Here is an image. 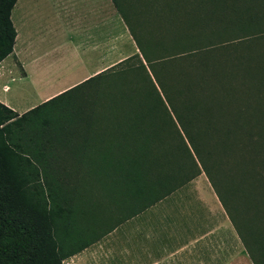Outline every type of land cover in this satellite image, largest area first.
Returning <instances> with one entry per match:
<instances>
[{
    "label": "trees",
    "instance_id": "1",
    "mask_svg": "<svg viewBox=\"0 0 264 264\" xmlns=\"http://www.w3.org/2000/svg\"><path fill=\"white\" fill-rule=\"evenodd\" d=\"M112 1L138 52L23 114L0 101V264H64L201 174L264 264V0H149L157 22ZM105 74L74 112L43 109Z\"/></svg>",
    "mask_w": 264,
    "mask_h": 264
},
{
    "label": "rangeland",
    "instance_id": "2",
    "mask_svg": "<svg viewBox=\"0 0 264 264\" xmlns=\"http://www.w3.org/2000/svg\"><path fill=\"white\" fill-rule=\"evenodd\" d=\"M28 1L29 8L21 9L22 1L15 5L12 11L13 22L21 27V18L28 15L25 14L26 11L31 10L35 15L39 12V16L34 17V20H28V25L34 28L35 25L49 23L52 26L50 29L52 33L51 36L48 35L45 39L34 43L38 50L37 54L46 53V51L50 54L44 57L46 60L35 63V68L29 70L28 77L24 78L23 74L25 72L13 52L0 65V67L6 66L8 68V73L1 79L0 84L5 83L6 88H8L7 85L10 88H16V101L21 103L36 101L39 91L50 90L72 77H77L75 81L71 82L72 84L81 80L84 81L88 77L87 75L81 76V73L90 71L100 63L86 60L84 64L75 65L74 60L71 59L73 55L71 45L73 39L78 41L79 37L72 34L69 47L67 48L65 41L63 43L64 52L60 54L59 52H53L54 45L60 39V36L57 35L59 32L56 30L59 27L56 26L58 18L57 13H55V7L60 4V0H55L54 3H50L49 0ZM135 6L140 10L139 14L144 20L157 22V15L159 16V8H161L158 3L149 0H136ZM117 11L119 15H116L118 22H112V28H110L111 23L109 20L95 22L94 27L97 33L102 34L100 41L113 39V35L112 38H106V35L109 32H112V34L116 32L121 51L128 53L133 48L132 54H134L138 52L137 45L132 35L129 37L131 33L127 35L128 39L125 35H121L125 27L128 31L129 28L122 14L118 9ZM61 14L63 17V13ZM121 19L125 23V27H123ZM161 20L163 25L165 22L164 17H161ZM134 21L136 22L135 19ZM162 25L159 26L158 24L155 28H163ZM61 56L63 58H60ZM127 56L126 54H118L119 58L117 60L103 61L102 67L95 71L99 73L106 70ZM109 76L105 74L82 86L80 85L43 109L66 106V111L74 112L72 107H81V93L92 95L93 91L91 90L100 88L98 84L106 81ZM146 216H149L156 232L160 233L161 237L165 239L164 247L167 250H179L177 254L181 257V264H252L232 222L229 221L227 213L222 208L205 174L199 175L171 194L162 203H159L157 209L148 211ZM136 221L140 224L142 219L132 221L133 225L124 226L126 227L125 230L138 228L134 224ZM124 234V230L107 234L87 249L67 258L64 264H129V259L125 257L128 240L125 239ZM196 239L198 241H195ZM186 241L190 242L186 243ZM175 257L176 254L171 255L170 259L167 257V260H172Z\"/></svg>",
    "mask_w": 264,
    "mask_h": 264
},
{
    "label": "crops",
    "instance_id": "3",
    "mask_svg": "<svg viewBox=\"0 0 264 264\" xmlns=\"http://www.w3.org/2000/svg\"><path fill=\"white\" fill-rule=\"evenodd\" d=\"M21 1V9L29 8L28 0H17L16 4H19ZM49 1L50 3L55 2V0ZM59 3V5L55 4L57 5V7H55V13H57L58 18L56 26L59 27L56 30L59 32L57 35L60 36V39L59 42L54 45L53 52H59V54L64 52L63 43L65 41L68 48L71 42L70 36L72 34L79 37L78 41L73 39V46L71 45V49L73 50L71 59L74 60L75 65H80L81 63L84 64L86 60L100 62L99 65H96L93 69H90V71L82 72L81 76L87 75L89 78L95 75V73L98 72L95 70L102 67L103 61L117 60L119 58L118 54H126V56L132 55L133 48L128 53L121 51L118 45V35L116 32L114 34H112V32L107 33L106 38H112L113 35V39L102 42L100 41L102 34L97 33L94 27L95 22L101 20H109L111 23L110 28H112V22H118L116 18L118 11L112 0H60ZM61 13H63V17ZM25 14L28 15L21 18V27H18V25L13 22L17 31L13 53L20 61L25 72L23 74L24 78L28 77L30 69L35 68L36 62L46 60L44 57L50 54L47 53L48 51H46V53L37 54L38 50L36 46H34V43L45 39L48 35L51 36L52 33L50 32L52 26L49 25V23L45 25H35L34 28L28 25V20H34L36 16H39V12L35 15L34 12L29 10L26 11ZM121 23L123 24V27H125V23L122 19ZM129 33L130 32L125 27L121 35H125L126 39H128L127 35H129ZM129 37H131V34ZM60 58H63V56ZM1 63L2 61L0 62V65ZM7 70L8 68L6 66L0 67V82L4 75L8 73ZM75 78L77 77H72L71 79L66 80L65 83L51 88L50 90L43 92L39 91V96H37L36 101H29L28 103L17 102L15 97L17 94L16 88H10L9 85H7L8 88H6L5 83H3L2 85L0 84V101L14 109L19 114H23L36 105H39L40 103L82 82L81 80L72 84L71 82L75 81ZM168 197L162 199L138 215L126 220L109 233L113 234L124 230V237L128 240V245L125 248V257L129 259V264H181V257L177 254L179 250H167V248L164 247L165 239L161 237L160 233L156 232L155 227H153L154 224L150 222L149 216H146L148 211L157 209L159 203H162ZM212 203L214 204V202ZM140 218L142 219L140 224H138V221L134 223L138 228H135L134 230H125L126 227L124 226L133 225L132 221ZM195 241L198 240L196 239ZM189 242L186 241V243ZM175 254L176 257L174 259L167 260V257L169 258L171 255Z\"/></svg>",
    "mask_w": 264,
    "mask_h": 264
}]
</instances>
